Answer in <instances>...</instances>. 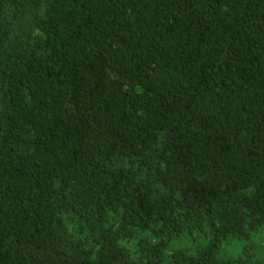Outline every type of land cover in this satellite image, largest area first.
I'll return each mask as SVG.
<instances>
[{"label":"trees","instance_id":"obj_1","mask_svg":"<svg viewBox=\"0 0 264 264\" xmlns=\"http://www.w3.org/2000/svg\"><path fill=\"white\" fill-rule=\"evenodd\" d=\"M263 233L264 0H0V264H264Z\"/></svg>","mask_w":264,"mask_h":264},{"label":"rangeland","instance_id":"obj_2","mask_svg":"<svg viewBox=\"0 0 264 264\" xmlns=\"http://www.w3.org/2000/svg\"><path fill=\"white\" fill-rule=\"evenodd\" d=\"M254 245V248L251 249V252L256 255L257 258L264 260V233L262 235H258L250 241V244ZM244 246L243 244H241ZM251 253V254H252ZM239 254V250H235V248H230L227 250V257L236 258Z\"/></svg>","mask_w":264,"mask_h":264}]
</instances>
